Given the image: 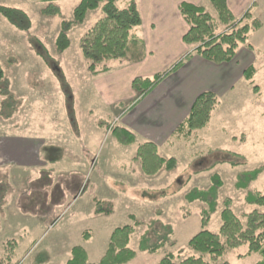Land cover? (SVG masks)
<instances>
[{"label":"rangeland","instance_id":"1","mask_svg":"<svg viewBox=\"0 0 264 264\" xmlns=\"http://www.w3.org/2000/svg\"><path fill=\"white\" fill-rule=\"evenodd\" d=\"M80 1L0 0L2 6L26 12L33 25L29 33L20 32L0 16V63L16 100L12 124L22 126V135H47L48 140L54 139L65 148L68 161V164L58 167L62 171L54 167L41 170L39 175L32 171L30 190L21 198V206L32 211L33 215L44 213L53 219L49 227L46 225L45 231L36 236L38 238H34L35 232L16 227L13 240L19 241L20 247L29 239L35 242L29 247L25 259L24 254L16 253L11 264H31L33 261L35 264H52V261L48 262V256L52 255L53 247L59 248L56 263L60 264L70 246H82L89 255V262L96 264L106 253L113 231L134 224L129 219L130 215L136 216L143 225L135 228L131 238L129 247L137 252V257L129 264H158L168 253L174 254L177 263L189 256H198L188 243L202 230V212L207 210V205L200 201L191 204L186 196L191 192L208 190L213 174L220 176L223 186L219 189L218 208L211 217L208 231L218 233L222 225L221 212L228 199L244 226L249 214L255 210L264 212V207L249 204L246 200L250 192L264 195V173L248 190L236 186L239 176L264 164V29L250 35L248 44L253 49L248 44L239 46L235 68L240 70L241 80L235 83L231 93L219 96L220 104L209 126L194 134L196 145L183 148L184 141L180 140L178 147L166 153L168 158L177 159V168L171 172L162 170L158 175L148 177L142 172L141 162L134 160L137 146L143 143L142 138L138 137L133 146L124 147L111 133L112 127L121 125L115 118L126 115L135 106V99L131 102L129 99L133 89L124 82L109 84L113 93L108 86L105 90L100 88L89 71L90 62L82 54L81 39L103 16L102 10L90 12L84 24L74 27L70 33L72 44L69 50L63 54L56 50L55 40L60 25L72 19ZM130 1L120 0L118 6L125 8ZM50 2L60 7L61 16L42 15V10ZM207 11L217 19L213 7L208 6ZM254 14L264 24V0L256 1ZM30 36L37 37L47 47L61 68L67 87L29 47ZM181 60L169 64V67L168 62L158 61V67L159 64L167 66L155 71H168ZM186 62H182L178 69ZM107 65L113 73L127 62L112 61ZM250 66L257 70L253 85L242 78L243 71ZM153 67L155 69L156 65ZM140 70L129 69L127 75L131 77ZM69 97L74 103L79 137L72 132L67 116ZM0 117V128L4 130L11 118L2 116L1 111ZM25 122H28L27 129L23 128ZM68 128L72 129L71 133L66 131ZM58 130L61 132L57 133ZM230 153L242 156L246 165L232 168L227 163L219 164L212 171L204 172L217 161L229 160ZM160 154L165 155L162 150ZM235 160L244 162L243 159ZM75 170L78 174L71 173ZM57 171L65 175L57 174ZM69 173L71 175H66ZM95 199L104 201L114 213L109 217L97 216ZM171 230V242L165 248L154 254L140 251L142 236H145L146 245H154ZM86 231L93 234L89 240L83 237ZM6 250L10 255L8 245L2 253ZM248 253L247 244L228 249L216 263L258 264L262 261L260 254ZM206 261L214 264L208 256Z\"/></svg>","mask_w":264,"mask_h":264},{"label":"trees","instance_id":"2","mask_svg":"<svg viewBox=\"0 0 264 264\" xmlns=\"http://www.w3.org/2000/svg\"><path fill=\"white\" fill-rule=\"evenodd\" d=\"M119 1L81 0L73 11L72 19L63 21L60 25V31L55 40L57 52L63 54L69 50L72 44L70 33L74 27L84 24L90 12L101 9L103 16L81 39L82 54L90 62L89 71L91 75L97 77L110 72L111 67L107 65L108 62L120 61L135 64L143 61L146 57L145 45L137 35V30L142 26L139 7L136 1L132 0L125 8H120L118 6ZM209 1L217 13V19H214L203 6L186 2L180 4L179 12L189 26L183 42L191 48V52L168 71L158 73L153 77L135 78L132 82V89L136 93V98L133 101L134 105L149 95L169 75L175 72L182 62L190 59L194 54L217 65L231 63L237 56L239 46L248 44L250 35L263 28L262 21L254 15L253 7L249 8L240 18H236L230 11L226 0ZM42 15L47 17L61 16V9L50 2L42 10ZM0 16L6 19L17 31L29 33L32 30L33 25L30 17L20 9L0 5ZM29 44L37 57L67 87V81L61 68L50 55L44 43L37 37L30 36ZM248 47L253 49L250 44H248ZM256 74V68L250 66L244 71L243 75L244 79L253 85ZM254 91H256V87H254ZM71 99L72 97H69V116L73 130L76 132L74 103L71 102ZM0 103L2 116L11 118L16 111V100L10 90V83L6 79V73L1 63ZM219 104V97L215 93L207 91L200 94L193 103L188 117L176 130L175 137L186 142L193 141L195 132L208 127L213 112ZM111 133L122 146H131L136 143L135 134L126 128L114 126ZM235 159H243L244 162H237ZM135 160L141 162L142 172L148 177L156 176L162 170L171 172L178 165L177 159L163 157L159 153L158 146L152 142H144L138 146ZM226 163L232 168H238L246 165V160L242 156L230 153L229 160L217 161L204 172L212 171L219 164ZM201 172H198V174ZM263 173L264 164L239 176L236 186L239 189L248 190L251 184L257 181ZM211 181L212 185L208 190L197 193L191 192L186 196L191 204L200 201L207 205V210L202 212V230L188 243V246L198 256H189L177 263L174 254L168 253L158 264H209L206 261L207 256L214 264H217L216 262L226 254L228 249H237L245 244L249 247L248 254H260L262 261L258 264H264V212L255 210L249 214L244 226L232 210V201L228 199L225 201L224 210L221 212L222 225L218 233L207 230L211 217L218 208V192L223 186L218 174H213ZM246 200L249 204L264 207V195L261 193L250 192ZM94 202L97 216L109 217L114 213L113 209L107 206L104 201L95 199ZM129 219L134 224L118 227L113 231L106 253L96 264H129L136 259L137 252L132 250L129 245L135 233V228L142 226L143 223L134 215H130ZM172 234L171 230L165 238L154 245H146L144 243L145 236H142L140 251L151 254L156 253L171 242L170 237ZM92 236L93 234L88 231L83 234L85 240H89ZM9 263L10 256L7 260H0V264ZM67 264L92 263L89 262L86 250L81 246H76L72 249V258Z\"/></svg>","mask_w":264,"mask_h":264},{"label":"crops","instance_id":"3","mask_svg":"<svg viewBox=\"0 0 264 264\" xmlns=\"http://www.w3.org/2000/svg\"><path fill=\"white\" fill-rule=\"evenodd\" d=\"M135 1L142 17V26L137 30V35L144 42L146 57L139 63H127L117 72L110 73L112 71L111 68L110 72L95 77L98 86L100 88L104 87L103 90L107 86L109 89V84L113 82L119 84L124 82V84L130 85L132 88V82L135 78H148V76L151 77L150 75L153 76L160 73L155 71L159 67L166 68V64H164V67L159 64L158 67V61L168 62L169 67V64H173L181 60L186 54H189L191 48L183 42L189 26L181 16L179 6L186 2L203 6L206 10L208 6L212 7L209 0ZM256 1L226 0L230 11L236 18H240L251 7H253L254 12ZM262 29H264V24ZM244 51L247 50L244 49ZM237 57L238 54L231 63L217 65L194 54L180 69L169 75L149 95L130 109L126 115H118L115 121L118 120L117 123L121 122L119 127L126 128L134 133L136 142L137 138L140 137L143 143L152 142L156 144L159 148V153L162 150L165 155H161L169 159L166 153H170L173 148L178 147L176 145L180 142V139L176 138L174 134L188 117L197 97L207 91L215 93L218 97L229 94L235 89V83L241 80V76L238 75L240 70L235 68L237 67L235 64ZM153 65H156L155 69ZM129 69L141 70L138 73L136 72L135 75L128 77L127 72ZM243 74L244 71L242 78H244ZM104 75L107 76L102 77ZM10 90L14 96L11 85ZM132 91L130 92V102L136 98V93ZM111 92L113 93V91ZM116 103L122 104L123 102L117 101ZM109 106H112V104ZM68 114L67 111V116L70 120ZM13 120L15 119H9L6 129L0 128V184L2 185L0 187V260H7L10 256L9 264H11L13 255L16 253L24 254L25 259L26 254L30 250L29 247L35 242L29 239L20 247L19 241L13 240L16 227L18 226V230L21 228L26 230V232L29 230V233L35 232L34 238H38L36 236L45 231L46 225L49 227V222L53 219V217L44 215V213L33 215L32 211L25 206H21V198L30 190L32 171L35 170L37 174H40V172L45 171V168L51 169V167H54V169H58V167L68 164L63 146L58 145L54 139L48 140L47 135L45 137L44 135H22L20 131L22 126H18L17 123L12 124ZM75 120L77 131L71 130L79 137L80 131L76 114ZM27 124L28 122H25L23 128L27 129ZM59 124L62 126V122ZM71 130L69 128L66 129L70 133ZM59 132L61 131L58 130L57 133ZM195 141L196 139L191 142L184 141L182 147L192 148L196 145ZM58 171H62V168H59ZM58 171L57 174L65 175L63 172L59 173ZM71 173L78 174V171H71ZM71 173L66 175H71ZM7 245L11 250L10 255H7V250L2 253V249ZM74 247L76 246L69 247L67 254L61 258L60 264L69 262L72 258V249ZM58 250L59 248H52V255L48 256V262L52 261V264H57L56 256L58 255ZM24 259L22 260L24 261ZM31 264H35V262L33 261Z\"/></svg>","mask_w":264,"mask_h":264}]
</instances>
